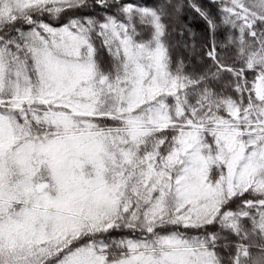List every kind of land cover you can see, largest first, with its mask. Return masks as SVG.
<instances>
[{"label": "snow or ice", "instance_id": "obj_1", "mask_svg": "<svg viewBox=\"0 0 264 264\" xmlns=\"http://www.w3.org/2000/svg\"><path fill=\"white\" fill-rule=\"evenodd\" d=\"M0 264H264V0H0Z\"/></svg>", "mask_w": 264, "mask_h": 264}, {"label": "trees", "instance_id": "obj_2", "mask_svg": "<svg viewBox=\"0 0 264 264\" xmlns=\"http://www.w3.org/2000/svg\"><path fill=\"white\" fill-rule=\"evenodd\" d=\"M192 26H193L194 28H196L197 30H198L199 27H200V25H199V23H198L197 21H192Z\"/></svg>", "mask_w": 264, "mask_h": 264}]
</instances>
